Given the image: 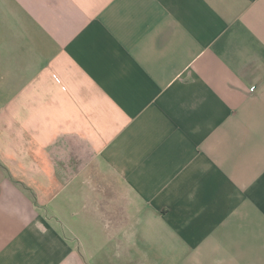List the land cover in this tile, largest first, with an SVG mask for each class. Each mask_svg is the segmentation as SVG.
Listing matches in <instances>:
<instances>
[{
	"label": "crops",
	"instance_id": "1",
	"mask_svg": "<svg viewBox=\"0 0 264 264\" xmlns=\"http://www.w3.org/2000/svg\"><path fill=\"white\" fill-rule=\"evenodd\" d=\"M0 264H264V0H0Z\"/></svg>",
	"mask_w": 264,
	"mask_h": 264
},
{
	"label": "rangeland",
	"instance_id": "2",
	"mask_svg": "<svg viewBox=\"0 0 264 264\" xmlns=\"http://www.w3.org/2000/svg\"><path fill=\"white\" fill-rule=\"evenodd\" d=\"M90 244V243H89Z\"/></svg>",
	"mask_w": 264,
	"mask_h": 264
}]
</instances>
